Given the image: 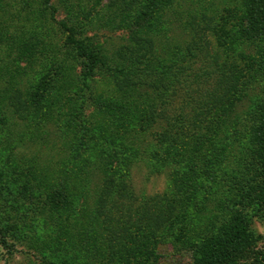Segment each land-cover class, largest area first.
Here are the masks:
<instances>
[{
  "label": "trees",
  "instance_id": "16d2710c",
  "mask_svg": "<svg viewBox=\"0 0 264 264\" xmlns=\"http://www.w3.org/2000/svg\"><path fill=\"white\" fill-rule=\"evenodd\" d=\"M133 1L118 2L116 9L135 7L137 3ZM151 5L155 14L150 11L153 28L148 31L149 45L142 53H130L131 66L106 65L97 52L75 38L72 27L63 21L56 24L66 33L65 43L73 46L80 58L81 89L88 88L89 78L98 69L114 75L126 71L131 74V82L123 89L126 102L141 99L137 108L143 104L147 109L151 107V120L157 124L163 142L166 139L172 147L170 158L163 155L162 160L159 159L164 166L154 165V168L162 172L164 167H171L175 157L184 159L180 168L186 174L180 180L176 179L179 181L177 194L165 201H156V206L151 209L147 207L160 218L155 220L140 213L142 208L145 211L140 201L133 203L118 198L111 206L101 204L106 185L100 186L99 201L84 226V212L78 207L73 208L75 202H68L63 190L58 192L48 188L50 185L45 179L48 176L43 174L45 178L39 175L35 178L29 169L24 172L12 167L6 171L14 170L15 179H6L5 170L0 172V179H4L0 186V238L4 240L1 231L8 227L7 218L12 211L17 210L16 217L21 219L19 224H25L21 229L23 237L30 232L31 223L40 229L37 237L29 241L41 254L39 264H102L111 256L113 260L115 257L121 259V264H156L157 255L152 247L162 235L170 237L172 242L185 238L184 242L189 246L202 249L201 256L215 252L217 255L213 256L217 259L223 258L218 253H224V250L226 254L223 255H227L230 246L235 249L242 246L247 235L249 264H264V249L256 248L258 235L254 237L250 228L252 220L264 214V0H153ZM50 8L53 12V7ZM183 12L185 19L180 21L178 15ZM174 24L183 30L182 35L176 37ZM160 35L165 39L157 47ZM135 74L139 77H134ZM163 75L167 77L165 86L158 91V77ZM32 86L36 93L37 89L43 88L41 82H34ZM163 93H166L164 98ZM146 98L150 104L146 103ZM32 103H25L29 107L22 120L33 118L29 109L37 104ZM83 105L81 99L72 115L79 119L77 124L60 116V110L64 108L61 105L33 120L42 125L41 121L56 114L62 126L85 127L80 112ZM66 133L63 128L61 135ZM80 134L78 140L82 145L83 135ZM220 140L226 141L223 152L217 148ZM94 149L103 151L101 145ZM141 150L138 157L148 163L150 157L144 153L146 149L142 153ZM111 151L113 149L106 154L111 156ZM131 165L126 162L111 171L116 179L119 178L120 189L123 185L126 187L121 190L123 197L131 192L130 183L125 182ZM227 166L231 168L230 175L224 171ZM222 183L230 192L224 199L221 198ZM87 187L86 184L85 189H90ZM54 195L58 200L56 204L51 200ZM214 202L216 211L210 210ZM47 207L52 209V220L63 225V233L82 235L84 243H80V249L85 253L82 260L65 259L59 254V242L54 239L48 241L47 248L37 247L43 229L50 228L46 225V217L41 215ZM62 209L64 216L60 214ZM137 213L143 223L136 221ZM107 215L112 216L110 221ZM188 218L191 222L182 227ZM116 220L119 225L114 228L111 222ZM82 226L84 228L80 229ZM158 226L161 227L159 234L143 243L146 231ZM120 247L113 253L114 248ZM198 262L203 264L202 258Z\"/></svg>",
  "mask_w": 264,
  "mask_h": 264
},
{
  "label": "rangeland",
  "instance_id": "374dc122",
  "mask_svg": "<svg viewBox=\"0 0 264 264\" xmlns=\"http://www.w3.org/2000/svg\"><path fill=\"white\" fill-rule=\"evenodd\" d=\"M124 1L127 0H49L46 4L44 0H0V172L5 170V178L9 180L17 177L14 170L6 171L12 167L24 172L29 169L35 178L45 174L48 177H43L50 185L48 188L58 192L63 190L66 200L75 202L73 208L78 207L84 212V226L88 215L96 207L95 203L99 201L100 186L106 185L101 204L111 206L118 198L133 203L140 201L145 206V211L142 208L140 213L156 220L160 218L147 207L151 209V206H156V201H165V198L176 195L178 180L186 174L180 168L184 161L182 156L175 157L177 159H174L171 167H164L162 172L154 168V165H163V155L171 157L172 147L166 139L163 142L157 124L151 120V107L147 109L143 104L137 108L142 103L141 99L126 102L123 89L131 82V74L126 71L114 75L98 69L89 78L88 88L81 89L80 58L74 47L65 43L66 33L56 24L63 21L72 27L75 38L83 40L97 52L106 65L131 66L130 53H142L148 48V31L153 28L150 19L155 12L151 5L153 0H134L137 3L135 7L116 9L118 2ZM50 7H53V12ZM150 11L153 13L150 14ZM183 15L184 12L178 15L180 21L181 18L185 19ZM174 26L176 37L182 35L180 26ZM159 39L157 47L163 44L165 38L160 35ZM136 74L134 77H139ZM158 78V91H162L167 77L163 75ZM34 82H41L43 87L37 89V93L33 91ZM165 96L166 93H163V98ZM81 99L84 105L80 112L85 127L62 126L56 114V117L41 121L42 125L33 120H38L45 111H55L61 105L64 108L63 111L61 108L60 116L72 119L71 124H77L79 119H74L72 115ZM28 101L37 104L29 109L33 118L22 120L29 107L25 105ZM145 101L150 104L148 98ZM63 128L66 135H61ZM80 133L83 135L82 145L78 140ZM224 141L220 140L217 147L222 152L225 149ZM78 143L80 145L77 147ZM99 145L103 151L94 149ZM112 149V155H107L106 152ZM140 149L141 153L146 149L144 153L150 157L148 163L138 157ZM126 162L132 163L130 175L125 180L130 183L131 192L123 197L121 190H126V187L123 185L120 189L119 178L116 179L111 171L114 167L124 166ZM224 169L228 175L231 174L229 166ZM2 183L4 179H0V186ZM86 184L90 189H85ZM223 189L222 199L230 195L225 185ZM152 199H155L154 202ZM51 200L54 204L58 203L55 195ZM216 207L214 202L210 210L216 211ZM50 210L47 207L45 214H41L46 217V225L50 228L43 229L37 247L47 248L50 245L48 241L53 242L54 239V242H59V254L65 259L82 260L85 255L84 250L80 249V243H84L81 241L82 235L63 233V225L52 220L54 217ZM60 212L65 215V210ZM17 213V210L12 211L7 218L8 227L1 231L4 240L0 238V264H39L41 254L29 241L37 237L40 229L31 223L30 232L23 237L21 229L25 224H19L21 219L16 217ZM140 213L136 214V221L143 223ZM111 217L107 215L109 221ZM190 222V219L185 221L182 227ZM111 223L114 228L119 225L117 220ZM159 228L147 230L143 243L153 240L159 234ZM250 228L254 237L258 235L256 248L264 249V214L254 218ZM184 240L172 242L170 237L162 235L156 243L154 241L152 251L157 255L156 264H199L201 258L203 264H249L247 235L242 246L238 245L236 249L230 246L227 255H223L226 250L218 253L222 254L221 259L213 256L217 255L215 252L201 256L202 249L192 244L189 246ZM120 249L114 248L113 253ZM198 255L201 257L198 258ZM230 257L237 260L232 261ZM102 264H121V259L115 257L113 260L111 256Z\"/></svg>",
  "mask_w": 264,
  "mask_h": 264
}]
</instances>
